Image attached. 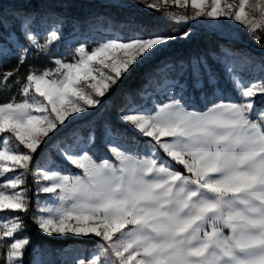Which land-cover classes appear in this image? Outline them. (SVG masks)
Listing matches in <instances>:
<instances>
[{
    "label": "snow or ice",
    "instance_id": "snow-or-ice-1",
    "mask_svg": "<svg viewBox=\"0 0 264 264\" xmlns=\"http://www.w3.org/2000/svg\"><path fill=\"white\" fill-rule=\"evenodd\" d=\"M19 2L9 13L0 0V64L17 62L0 74V92L18 86L24 97L0 103V218L6 220L0 222V264H25L32 245L25 217L48 236L98 238V250L73 264H264V103L258 105L264 76L245 81L232 64H222L240 97L225 101L218 95V62L165 61L146 87L167 86L166 103L153 105V112L124 93L115 120H93L134 67L181 37L137 29L128 37L102 36L90 50L79 44L71 61L54 58L68 20L60 5L71 7L72 0ZM248 3L191 0L190 15H171L216 27L238 24L264 46L257 33L264 31V0L246 12ZM144 6L161 10L159 2ZM257 11L259 19L250 15ZM235 39L221 32L216 50L231 54ZM33 54L55 68L32 65L21 79ZM260 67L264 73V61ZM196 94L210 104L205 111L189 110L185 97ZM77 120L87 128L73 127ZM127 128L150 138L143 152ZM102 150L111 159L100 156ZM64 164L79 173L66 174ZM33 264L46 262L34 258Z\"/></svg>",
    "mask_w": 264,
    "mask_h": 264
},
{
    "label": "rangeland",
    "instance_id": "rangeland-1",
    "mask_svg": "<svg viewBox=\"0 0 264 264\" xmlns=\"http://www.w3.org/2000/svg\"><path fill=\"white\" fill-rule=\"evenodd\" d=\"M10 2H19V0H7ZM93 2L96 7L101 5H107L109 7L114 8L113 14H117L115 12L121 11L120 13L121 19H123L122 26H117L115 30L110 26L105 28L102 26V33H91L87 37H83L80 33L77 32V29L69 31L67 33L66 23L62 28V32L64 35V40L66 44L74 45L78 47L79 44H85L89 50L94 47L93 41L99 40L102 36L106 37H113L116 35L122 37H128L135 34L137 29L144 31L145 34L155 32V33H162V34H171L178 37L180 39L175 40L169 47L165 48L156 58L152 61L144 63L142 65L134 67L131 70L130 74L126 76L127 79L129 77L137 76L140 73H144L142 75V81H140L132 91L127 92L131 93L134 99V102L141 105L142 107H146L153 112L155 109L153 105L157 103H166L167 100L165 98V92L167 91V86L157 87L154 83L147 86L150 79H152L151 74L157 68L158 65L163 64L165 61H183L188 62L189 60H194L197 57L204 58L210 57L211 60L216 61L218 63L214 64L217 71L220 73L221 76V87L223 89L222 93H218V95H222L225 101H239L240 97L237 92L233 91L232 85L227 82V80L223 76L222 64H232L236 72L240 74L245 81H256L259 80L264 73L261 72V61H264V49L260 48L256 45V40H254L243 28H241L238 24H234L231 22H226L225 27H216L211 21L207 19H202L199 21H179L175 19L171 14L174 13H188L191 14V0H188L187 5H184V0H181V5L183 7L177 6L174 4V0H141L140 3H137L136 0H84ZM159 2L161 10H156L155 8H149L144 6L147 3H157ZM210 2V0H209ZM235 3H239V0H234ZM257 0H249L248 5L245 7L246 12H250L249 6L253 3H256ZM6 4L3 9L6 12L10 13V10H13L15 6H21V4ZM223 5L224 0H221ZM123 9V10H122ZM132 10V11H131ZM133 10H139L144 13H152V14H160L159 17L154 18V22H158V20H169L171 22H175L176 24L180 25L181 28H187L186 31H191L193 34V38L186 40L183 39V34L185 31L180 30L179 28H166L160 27L163 29H155L156 26H152V29H146V25L139 23L140 21L134 15ZM126 11V12H124ZM250 15H254L259 19L260 13L259 11L255 13H250ZM148 28V27H147ZM261 30H257V33ZM104 32H106L104 34ZM221 32H230L232 33L236 39L234 42H230L229 45L235 44L236 48L231 49V54L225 55L224 53L216 50V44L209 42L207 35H213L217 37L218 34ZM204 35L207 38L208 47L203 48V40H201V36ZM90 43L92 45L90 46ZM74 47V48H75ZM198 47V48H196ZM238 48V49H237ZM122 79L121 82L124 80ZM92 81H90L91 83ZM120 82V83H121ZM91 91V89H89ZM211 91V90H209ZM138 92H144L145 94L143 97L137 95ZM191 92V89H190ZM110 96V95H109ZM108 96V97H109ZM108 97L104 100L105 107H108V111L105 112V107H102L100 113L93 116V120H102V119H112L115 120L116 112H110L111 104L108 100ZM185 102L188 104L189 110H197V111H205L207 106H210L207 101L200 98L199 94L194 96L185 97ZM125 104L123 100L121 102L120 107L122 104ZM264 103L258 101V105ZM119 107V108H120ZM118 108V110H119ZM73 127L82 126L87 128V124L82 121H74ZM133 134L128 136L134 140L136 145L140 146V151L143 152L144 148L143 145L148 143L150 138L143 137L139 133L134 132L131 128H128ZM162 139H170L167 137H162ZM144 140V142H142ZM47 147V146H44ZM22 148V146H21ZM130 151H135V148L129 145ZM159 152V149L157 150ZM160 156L163 158V153H159ZM54 155V153H53ZM100 156L106 157L104 150L99 153ZM107 158V157H106ZM40 159V157H37ZM111 159V158H108ZM56 167H61L60 164H57ZM174 167V166H173ZM177 168V167H174ZM178 169V168H177ZM179 170V169H178ZM64 171V170H63ZM66 174H73L71 171H64ZM78 174V173H75ZM30 178V177H29ZM11 191V190H9ZM40 201L43 203L45 202V196H40ZM0 222H6L4 218H0ZM23 235V233H22ZM57 238L55 236H51ZM81 238L76 237L71 234H67L63 238ZM84 239V238H82ZM87 240V239H85ZM91 241H87V243H74L69 244L63 247H57L55 245H41L37 247V253L35 258H40L46 262V264H73L74 260L78 257L89 258L91 255L98 250V238L89 239Z\"/></svg>",
    "mask_w": 264,
    "mask_h": 264
},
{
    "label": "trees",
    "instance_id": "trees-1",
    "mask_svg": "<svg viewBox=\"0 0 264 264\" xmlns=\"http://www.w3.org/2000/svg\"><path fill=\"white\" fill-rule=\"evenodd\" d=\"M14 2H10L7 0H3V7L6 4H12ZM16 5L20 4V2L14 3ZM63 10L65 15L68 17V20L66 22V29L67 33L69 31H72L74 29H77V33H80L81 36L87 37L91 33H102V26L105 28L112 27L113 30L116 29L117 26H122L123 24V19H121L120 13L121 11L115 12L117 14H113L114 8L109 7L107 5H101L96 7L93 2L89 1H84V0H72L71 7H67L66 5H60ZM21 6H15V8H19ZM14 8V9H15ZM123 10V9H122ZM12 10H10L11 12ZM132 11V10H131ZM134 15L138 18L140 21L139 23L146 25V29H152V26H156L155 29H163L160 27H166V28H179L182 31H186L187 28L182 27L175 22H171L169 20L163 21V20H158V22H154L153 19L157 18L160 16V14H152V13H144L139 10H133ZM126 12V11H124ZM106 32H104L105 34ZM259 35H264V31H259ZM209 42L214 43V45L217 43V37L213 35H207ZM206 36L202 35L200 38L203 40V48L208 47V41L205 40L207 38ZM92 43H90V46ZM94 45V43H93ZM256 45L260 48L264 49V46H261V44L256 43ZM74 45L66 44L65 41H62L60 44L57 45L56 51L53 54L54 58H60L63 55V58L71 61L72 55H71V49H74ZM230 49H235L236 45L232 44L229 45ZM198 48V47H196ZM238 49V48H237ZM16 60L15 58L5 60L2 64H0V74H2L4 71L11 70L16 66ZM38 66L39 69H44V68H49V69H54L55 65L49 61L46 58H39L37 59L35 54L29 59L28 64H26L24 67L20 69V77L23 79V77L27 74L29 71V66ZM145 72L140 73L137 76H132L127 79H124L120 84L119 87L116 89L114 93H112L109 97L108 100L111 104L110 112L115 113L118 111V108L121 105V102L124 100L123 99V94L130 92L137 86V84L142 81V75H144ZM13 96L16 97V102H21L24 97H22L19 94V87L16 86L14 87L11 91H4L0 92V103H5L8 102ZM124 105V103L122 104ZM127 132L129 135H132L133 133L127 128ZM144 142V140H142ZM106 154L107 158H111L110 153L107 151H104ZM174 167H177L180 171H183L182 168L179 166L173 164ZM63 170L64 171H71L73 174L79 173V170L74 169L70 167L67 164L63 165ZM29 179V186H32L34 188V185L31 183V177ZM33 205L35 206V197L33 198ZM26 220V233L31 236L32 238V245L29 247L24 261L25 264H33V260L35 258V255L37 253V247L38 246H43L45 245H55L57 247H63L67 246L69 244H74V243H87V241H91L89 239L85 240L82 238H64V239H59V238H54L48 235H45L38 231L35 227L34 224H32L31 219L29 217H25ZM22 235V234H21ZM56 264V263H53Z\"/></svg>",
    "mask_w": 264,
    "mask_h": 264
}]
</instances>
